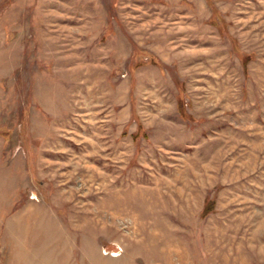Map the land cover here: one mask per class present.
Returning <instances> with one entry per match:
<instances>
[{
	"label": "rangeland",
	"instance_id": "obj_1",
	"mask_svg": "<svg viewBox=\"0 0 264 264\" xmlns=\"http://www.w3.org/2000/svg\"><path fill=\"white\" fill-rule=\"evenodd\" d=\"M0 264H264V0H0Z\"/></svg>",
	"mask_w": 264,
	"mask_h": 264
}]
</instances>
